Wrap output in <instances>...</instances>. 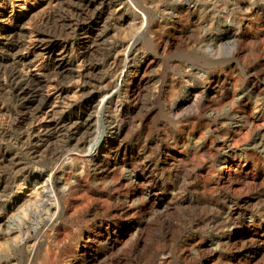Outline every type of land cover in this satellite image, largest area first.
<instances>
[{
    "label": "rangeland",
    "instance_id": "1",
    "mask_svg": "<svg viewBox=\"0 0 264 264\" xmlns=\"http://www.w3.org/2000/svg\"><path fill=\"white\" fill-rule=\"evenodd\" d=\"M80 1L0 0L21 19L17 31L0 30L7 35L0 47L50 12L58 30L67 29L62 19ZM153 1L167 9L153 12L150 28L133 22L130 11V20H120L122 33L141 37L137 60L150 66L139 99L123 96L111 107L121 126L119 155L113 149L97 164L90 161L95 150L80 161L67 159V151L43 163L22 155L29 171L65 183L0 227V264H264V249H256L264 241V153L255 146L264 127V80L258 92L248 86L258 72L264 76V0H182L200 3L183 18L169 0ZM105 15L93 33L119 21ZM224 30L237 38H220ZM70 34L80 47L83 36ZM39 98L32 93L11 107L21 113ZM107 124L101 119L104 142Z\"/></svg>",
    "mask_w": 264,
    "mask_h": 264
},
{
    "label": "bare ground",
    "instance_id": "2",
    "mask_svg": "<svg viewBox=\"0 0 264 264\" xmlns=\"http://www.w3.org/2000/svg\"><path fill=\"white\" fill-rule=\"evenodd\" d=\"M169 1L182 18L185 11L200 6L198 2L192 4L182 0ZM205 1L209 2L208 6L216 2ZM129 2L81 0L76 8L67 10L66 15L64 12L65 17L61 25L67 29L60 27L61 30H58L60 22L55 19V12H50L41 21L31 26L29 24L28 28L21 30L18 38L8 43H4V40L1 42L0 227L8 226L10 221L16 219L14 212L25 208L27 202L46 198L48 191H55V185L62 186L65 183L64 177L54 182L51 175L49 178H43L44 174L29 171L22 155H26L34 163H43L52 161L63 151H67L66 158L75 161L85 158L87 153L95 150V157H89L94 164L102 162L105 155L113 149L116 150V155H119L120 149H117L116 143L121 126L111 120V107L123 96L126 99H139L144 73L150 66V62L144 59L137 60L141 37L137 33H122L120 26L123 22L120 20H130L126 15V12L130 11L133 22L150 28L153 12L167 9L164 4L154 6L153 0ZM129 4L135 6L134 9H131ZM2 5L0 2V8L3 10L0 12V20L3 22L0 24V30L8 28L17 31L21 24V19L15 18L17 9L12 4L10 10L5 5L1 7ZM116 5L119 6L115 7ZM202 5L206 7V4ZM140 13L144 14L142 18ZM104 14H108V17L118 16L119 21L107 23L105 28H99V32L93 33V27L99 24ZM51 20L55 21L54 25L50 24ZM70 33L83 36L80 47L70 42ZM0 35L7 36L2 31ZM60 36L65 39H58ZM220 38L235 39L237 32L224 30ZM133 66L135 69L127 78V72ZM258 73L248 83L252 92H258L263 86L264 76ZM32 93L40 95L41 98L30 104L25 103V111L21 109L20 113L11 107L12 102L25 101ZM123 108L120 104L117 110L122 111ZM101 119L108 123L107 131L110 134L106 142L103 141V131L99 130ZM258 119L257 115L252 121ZM256 135L255 146L264 153V127ZM9 144H15L18 151L10 150ZM228 156L232 157V153ZM230 169H233V166H230ZM19 187H26L23 196L15 203L8 204V198ZM107 233V243H111L113 248L117 242L110 238L111 229L107 230ZM256 249H264V241Z\"/></svg>",
    "mask_w": 264,
    "mask_h": 264
}]
</instances>
